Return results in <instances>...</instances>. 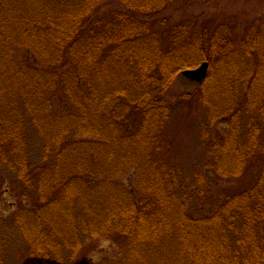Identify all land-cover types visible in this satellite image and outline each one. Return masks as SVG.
Instances as JSON below:
<instances>
[{"label":"trees","instance_id":"16d2710c","mask_svg":"<svg viewBox=\"0 0 264 264\" xmlns=\"http://www.w3.org/2000/svg\"><path fill=\"white\" fill-rule=\"evenodd\" d=\"M185 1L0 0V173L19 170L12 221L33 264H68L106 239L124 250L117 264H264V23L247 20L241 33L237 18L176 21ZM205 62L197 90L169 99L179 75ZM214 88L227 107L202 141L214 158L206 167L229 187L204 205L205 176L191 185L173 164L168 124ZM132 171L135 199L117 184ZM196 205L211 208L196 217Z\"/></svg>","mask_w":264,"mask_h":264},{"label":"rangeland","instance_id":"374dc122","mask_svg":"<svg viewBox=\"0 0 264 264\" xmlns=\"http://www.w3.org/2000/svg\"><path fill=\"white\" fill-rule=\"evenodd\" d=\"M184 6L186 7L178 6V9L175 10L176 21L189 16H197L200 21L208 17L237 18V21H235L236 26L240 28L241 33L248 26L247 20L264 23V0H186ZM198 87L197 82L191 81L180 74L176 83L171 87L168 97L169 99L180 97L185 92H194ZM211 98L208 100L207 105L194 108L190 117H188L190 109L185 106V103H181L179 105L180 109L178 108V112L173 115L168 124L171 127L170 134L173 135L170 149L173 164L183 169L191 185H195L198 174L205 176L207 196L199 200L201 202L205 201L204 205H211L209 203L211 196L216 195L223 187L227 186V183L219 179L214 170L206 167L213 162L214 158L209 148L202 141L201 133L210 131L213 116H216L218 112L217 109L222 112L227 107L220 106L222 100L219 97L218 88L213 89ZM184 109L187 111L185 116L181 114L184 113ZM61 113L59 102L55 99L54 107L49 111V114L53 118L59 119ZM221 118L223 116L214 121V131L223 135L227 131L230 132L231 123L225 122ZM239 123L245 131L249 132L252 125H255V122L248 120V117ZM27 134L30 141V143L28 141V153L29 150L31 153L28 155L32 157L34 163L38 164L42 156L41 138L32 126H29ZM262 136L264 137V131ZM5 168L0 173V175H3L0 176V220H3L0 223L1 249L4 256H6L7 264H33L28 258L30 253L29 244L20 233L16 221H12L14 214L19 211L20 203L17 195L12 191L10 181L15 180L19 170L10 169L7 166ZM117 184L128 190L129 195L134 199L138 197L135 171L117 181ZM195 203L199 204L200 202L195 201ZM204 205L193 207L194 216L200 217L210 211L211 206ZM62 250L64 251L63 257L67 258L69 252L66 251V248H62ZM123 257L124 250L115 245L112 240H92L84 246L75 260L69 261L68 259L67 262L68 264H117L122 261Z\"/></svg>","mask_w":264,"mask_h":264},{"label":"water","instance_id":"95a60500","mask_svg":"<svg viewBox=\"0 0 264 264\" xmlns=\"http://www.w3.org/2000/svg\"><path fill=\"white\" fill-rule=\"evenodd\" d=\"M208 71H209V64L204 63L195 70H188L184 72V76L192 81L201 82L206 79L208 75Z\"/></svg>","mask_w":264,"mask_h":264}]
</instances>
